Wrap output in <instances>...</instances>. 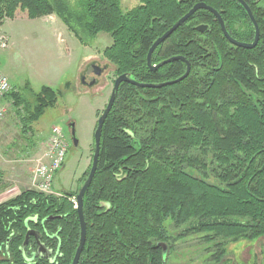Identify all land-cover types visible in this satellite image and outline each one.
<instances>
[{
    "label": "trees",
    "instance_id": "16d2710c",
    "mask_svg": "<svg viewBox=\"0 0 264 264\" xmlns=\"http://www.w3.org/2000/svg\"><path fill=\"white\" fill-rule=\"evenodd\" d=\"M138 1L124 11L120 0H80L77 11L66 0H0V24L18 13L53 14L81 42L108 33L112 43L103 55L116 76L143 83L185 72L178 60L151 70L146 55L197 2L217 10L234 38L253 36L237 0ZM244 2L260 30L254 48L231 45L214 16L198 10L152 54V64L183 56L190 63L183 80L160 88L119 85L83 198L86 239L78 264H165L163 245L173 237L167 222L188 226L178 236L207 233L205 241L264 235V0ZM200 24L208 25L204 33ZM9 94L23 106L17 112L25 127L56 100L49 87L32 105L19 91ZM77 192L31 189L0 203V264H70L80 228L69 198ZM29 230L52 250L50 258L36 254L33 236L23 246Z\"/></svg>",
    "mask_w": 264,
    "mask_h": 264
},
{
    "label": "rangeland",
    "instance_id": "374dc122",
    "mask_svg": "<svg viewBox=\"0 0 264 264\" xmlns=\"http://www.w3.org/2000/svg\"><path fill=\"white\" fill-rule=\"evenodd\" d=\"M66 1L79 11L80 0ZM120 4L126 11L139 1L120 0ZM21 16L18 13L0 24V44L5 43L0 46V71L12 87L9 93L19 91L32 105L34 96L43 87H49L56 100L25 127L17 112L23 106L13 105L10 94L4 98L6 112L0 122V203L36 189L32 173L38 159L44 155L46 158L52 127L61 129L68 148L63 165L54 175V193L50 195L60 196L81 186L92 158L96 121L117 77L115 67L103 55V50L112 43L108 33L100 32L92 38L84 36L81 42L67 28H58L60 23L55 16L52 21L45 18L29 21L30 18ZM90 62L106 69L100 76L93 75L97 84L87 88L82 86L80 75ZM70 123H74L77 146L71 139ZM69 200L73 204L71 197ZM166 227L173 237L164 244L165 264H264V235L205 241L207 233L203 232L178 236L183 233L182 228L188 227L185 224L174 228L167 222Z\"/></svg>",
    "mask_w": 264,
    "mask_h": 264
},
{
    "label": "water",
    "instance_id": "95a60500",
    "mask_svg": "<svg viewBox=\"0 0 264 264\" xmlns=\"http://www.w3.org/2000/svg\"><path fill=\"white\" fill-rule=\"evenodd\" d=\"M237 1L245 9V11L248 15V18L250 19V21L252 23L253 30H254V37H253V40L251 42H243V41H238V40L234 39L228 33V31L225 27V23H224L221 15H220V13L204 2H197L184 15H182L176 22H174V24L168 30H166L161 36L156 38V40L149 47L147 55H146V65L151 70H156V69L162 67L163 65L170 63V62H173V61H177V60L182 61L186 65V70L180 77L173 79V80L160 82V83H143V82H138V81L130 78L128 73H122L114 79L113 87H112L109 99H108L104 109L102 110L101 114L99 115V117L96 121V126H95L94 133H93V151H92L91 165H90L87 177L85 178L82 185L80 186V189L77 192L76 196H74L75 201H76L75 208L77 210L80 233H79L78 244H77L76 250L74 252V255H73V258H72L70 264H78L80 255L82 253V250H83V247L85 244L86 223H85L84 214H83V198H84V195H85L88 187L91 184V181H92L94 174H95V171H96L97 161H98L99 151H100L102 128H103L104 122H105V120H106V118H107V116H108V114H109V112L113 106V103L115 101V97H116V93L118 91L119 85L121 83H129V84L136 85L138 87L160 88V87H163L166 85H171V84H174V83H177V82L183 80L189 74V71H190V63L183 56H181V55L172 56V57H169V58L162 60L161 62L157 63L156 65L152 64L151 57H152L154 50L162 42H164L179 26H181L184 22H186V20L198 10H207L208 12H210L214 16V18L216 19V21L219 24V27H220V30H221L223 36L230 43H232L233 45H235L237 47L244 48V49L254 48L257 45V42L259 40V35H260L257 22H256L254 16L252 15V12H251L249 6L246 4V2H244V0H237ZM196 29L199 32L204 33L208 29V25L207 24H200L196 27ZM105 68H106L105 66L103 68L96 66L93 73L96 76H100ZM94 83H96L95 79L93 81H90L88 83V85L92 86ZM69 127L71 130L72 142H73L74 146H77L78 145V139L75 136L74 123H70ZM30 235H32L36 238V242L38 245L36 254L38 256H45L46 258H49L50 254H51V250H49L42 242H40V240H39L40 234L38 232H36L35 230H29L26 233L23 246L27 243V240H28ZM164 254H165V245H163V255Z\"/></svg>",
    "mask_w": 264,
    "mask_h": 264
},
{
    "label": "built area",
    "instance_id": "2783aa9c",
    "mask_svg": "<svg viewBox=\"0 0 264 264\" xmlns=\"http://www.w3.org/2000/svg\"><path fill=\"white\" fill-rule=\"evenodd\" d=\"M1 47L5 46L4 42H1ZM11 85L8 82L7 77L0 71V122L2 121L6 112L3 100L6 94L11 90ZM50 148L46 151L45 155L39 158L38 163L32 173V183L35 190L44 193H54L52 188L53 178L55 173L61 168L64 163L66 150L68 148V142L66 141L62 131L58 127H52L50 134ZM73 204H76L75 197H71Z\"/></svg>",
    "mask_w": 264,
    "mask_h": 264
},
{
    "label": "flooded vegetation",
    "instance_id": "af4514ba",
    "mask_svg": "<svg viewBox=\"0 0 264 264\" xmlns=\"http://www.w3.org/2000/svg\"><path fill=\"white\" fill-rule=\"evenodd\" d=\"M253 15V14H252ZM215 19V18H214ZM216 20V19H215ZM250 20V19H249ZM251 22V21H250ZM252 24V23H251ZM258 25V24H257ZM252 28H253V26H252ZM259 28V27H258ZM259 32H260V30H259ZM229 33V32H228ZM233 38H234V36H232ZM253 37H254V30H253V36H252V38H251V40H249V41H243V42H251L252 40H253ZM259 37H260V35H259ZM234 39H236V38H234ZM227 40V39H226ZM236 40H238V39H236ZM228 41V40H227ZM238 41H242V40H238ZM259 41V40H258ZM229 42V41H228ZM230 43V42H229ZM258 43V42H257ZM231 45H233L232 43H230ZM233 46H235V45H233ZM235 47H237V46H235ZM155 51V50H154ZM151 62H152V57H151ZM153 65H156V64H153ZM96 66H99L98 64H96V63H93V62H90V63H88V64H86V66L84 67V69H83V71H82V73H81V75H80V82H81V84H82V86L84 85V86H86L87 88H91L92 86H94L95 84H97V79L96 78H94V76L93 75H95L93 72H94V69H95V67ZM99 67H101V66H99ZM103 68V67H102ZM106 69V68H105ZM104 69V70H105ZM157 70V69H156ZM103 73V72H102ZM101 73V74H102ZM96 80V83H94L92 86H89L88 85V83L90 82V81H93V80ZM82 183H83V181H82ZM82 183H81V185H82ZM79 189H80V186L79 187H77V189L76 190H78L79 191ZM75 190V191H76ZM74 207H75V205H73ZM30 236H32V235H30ZM29 236V237H30ZM34 237V236H33ZM37 248H38V245H37V247H36V251L35 252H37ZM50 250V249H49ZM53 252H52V250H51V254H50V256H49V258L53 255L52 254ZM164 256V255H163Z\"/></svg>",
    "mask_w": 264,
    "mask_h": 264
},
{
    "label": "crops",
    "instance_id": "0c3cea01",
    "mask_svg": "<svg viewBox=\"0 0 264 264\" xmlns=\"http://www.w3.org/2000/svg\"><path fill=\"white\" fill-rule=\"evenodd\" d=\"M53 16H55V15L52 14V15H48L47 17L44 16V17H40V18H36V19H30L29 21H34V20H37V19H38V20H41V19H44V18H45V19H49V20H51V19L53 18ZM21 17H24V18H26V19H29V18H27L24 14H23ZM55 17H56V16H55ZM57 19H58V18H57ZM51 21H52V20H51ZM58 21H59V23H60L61 26L58 25L57 27L59 28V27H62V26H63V27L66 29V26H65L60 20H58ZM51 23H52V22H51ZM51 25H52V24H51ZM66 30H67V29H66ZM69 33H70V32H69Z\"/></svg>",
    "mask_w": 264,
    "mask_h": 264
}]
</instances>
